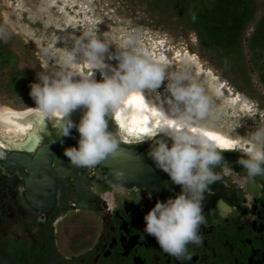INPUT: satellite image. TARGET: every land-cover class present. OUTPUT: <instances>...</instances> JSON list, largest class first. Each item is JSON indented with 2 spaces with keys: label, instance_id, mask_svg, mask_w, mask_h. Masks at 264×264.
I'll use <instances>...</instances> for the list:
<instances>
[{
  "label": "flooded vegetation",
  "instance_id": "1",
  "mask_svg": "<svg viewBox=\"0 0 264 264\" xmlns=\"http://www.w3.org/2000/svg\"><path fill=\"white\" fill-rule=\"evenodd\" d=\"M95 73L102 80L100 71ZM109 126L115 130L111 121ZM7 127L0 121V143L8 146L7 158L0 159V264H264V178L241 177L243 188L230 177L211 185L199 230L202 243L188 245L191 259H177L144 231V216L155 203L181 192L149 155L122 159L143 165L125 173L127 189L121 192L112 181L115 158L81 168L64 155L66 148H78L76 128L58 139L49 132L53 125L26 136ZM162 138L171 141L161 134L121 147L139 156ZM222 155L225 167L245 174L237 162L241 152ZM212 167L221 171L220 165ZM17 254H24L25 263Z\"/></svg>",
  "mask_w": 264,
  "mask_h": 264
},
{
  "label": "clouds",
  "instance_id": "2",
  "mask_svg": "<svg viewBox=\"0 0 264 264\" xmlns=\"http://www.w3.org/2000/svg\"><path fill=\"white\" fill-rule=\"evenodd\" d=\"M191 18L195 22L196 14L192 13ZM10 35L6 27L0 26V40L7 42ZM71 39V49L55 47V36L41 50L47 59L44 68H48L51 59L59 70L51 75L38 73L40 82L30 85L36 107L28 108L24 115L36 114L51 121L54 131L49 132H54L58 139L69 136L70 130L76 128L80 136L78 148L68 147L64 155L72 165L81 168H94L114 157L121 144L137 145L161 134L171 139V147L165 140H157L148 155L173 184L181 186V192L155 203L144 216V231L155 237L163 252L177 259H191L188 245L202 243L199 230L205 223L202 213L205 192L210 186L230 177L243 188L246 181L241 177L264 175V119L246 137L218 139L219 136L204 130L206 121L221 119L213 96L188 69L170 71L163 57L154 59L143 47L139 30L128 32L120 44L98 35L97 30ZM112 44L117 49L114 54L109 52ZM106 54L108 60L118 61L116 67L105 62ZM77 64H87L91 70L77 72ZM96 71H100L102 80L95 79ZM165 80L170 97L161 101L157 89ZM153 94L154 104L146 99V95ZM79 108L86 111L77 124L70 117ZM109 121L114 124V131L108 130ZM23 127L25 136L34 129L32 123ZM7 151L8 146L0 143V159L7 158ZM224 151L242 153L237 162L246 170L245 174L236 173L228 164L224 166ZM215 165L221 166L220 172L213 170ZM111 175L119 190L125 191V173L113 169ZM108 207L111 210V204Z\"/></svg>",
  "mask_w": 264,
  "mask_h": 264
},
{
  "label": "rangeland",
  "instance_id": "3",
  "mask_svg": "<svg viewBox=\"0 0 264 264\" xmlns=\"http://www.w3.org/2000/svg\"><path fill=\"white\" fill-rule=\"evenodd\" d=\"M259 2L261 8L258 17L264 12L263 0ZM0 19L27 45L44 72L49 75L59 68L50 59L48 68L45 69L47 59L41 50L48 47L55 36L58 37L55 47L71 49V37H79L85 31L97 30L98 35L120 44L128 32L139 30L143 35V47L154 59L163 57L170 71L188 69L196 80L204 84L209 95L213 96L221 119L206 121L205 127L237 139L236 135H249L260 120L264 119V99L239 91L222 69L215 65L213 55L200 48L194 33H186L176 24L159 23L138 0H0ZM252 30L253 25L247 33ZM116 51V46L110 45L109 52L114 54ZM105 62L112 67L118 65L117 60H108L107 54ZM82 65L85 64H77L74 70L83 73L91 70L81 68L80 71ZM95 74L96 77L100 76L99 73ZM252 78L255 86L260 89L257 76L252 74ZM167 83V80L163 81L157 89L161 101L170 97ZM261 92L264 94L263 88ZM146 97L155 103V94ZM164 107L167 109V104ZM234 127L236 128L232 132ZM66 239L67 236L63 243H66Z\"/></svg>",
  "mask_w": 264,
  "mask_h": 264
},
{
  "label": "trees",
  "instance_id": "4",
  "mask_svg": "<svg viewBox=\"0 0 264 264\" xmlns=\"http://www.w3.org/2000/svg\"><path fill=\"white\" fill-rule=\"evenodd\" d=\"M137 1V0H136ZM164 25L176 24L194 33L200 48L214 57L215 65L250 96L264 99V12L259 0H138ZM264 7V0H263ZM196 14L193 22L191 14ZM253 30L248 34L250 27ZM0 26H7L0 19ZM0 40V106L26 109L34 104L30 85L44 72L35 55L10 29ZM248 37L245 44V38ZM257 76L258 89L252 78ZM262 87V88H261ZM20 255V256H19ZM25 263L24 254H17Z\"/></svg>",
  "mask_w": 264,
  "mask_h": 264
},
{
  "label": "bare ground",
  "instance_id": "5",
  "mask_svg": "<svg viewBox=\"0 0 264 264\" xmlns=\"http://www.w3.org/2000/svg\"><path fill=\"white\" fill-rule=\"evenodd\" d=\"M86 67L89 68V66L87 64H86ZM81 68L83 70V65H82V67H80V71H81ZM81 73H83V71H81ZM94 77L96 79L95 73H94ZM146 99H147V97H146ZM34 107H36V104H34L32 107H28V108H34ZM28 108H26V109H14V108L9 107V106H0V121L8 126L7 128L9 131H13L16 134H24L25 129H24L23 125H26L27 123H32L34 125V129H33L34 131L32 134L37 132L38 129L42 130L45 128H49L50 126L53 125L51 121L45 120L44 118H42L41 116L36 115V114L25 116L24 114L28 111ZM84 111H86V109L79 108L71 114L70 118L72 119L73 122H75L76 120H78L82 117ZM204 130L210 132L213 135L219 136L220 139H222V140L231 138L225 134H222L221 132H219L215 129L204 127ZM232 139H234V138H232Z\"/></svg>",
  "mask_w": 264,
  "mask_h": 264
},
{
  "label": "water",
  "instance_id": "6",
  "mask_svg": "<svg viewBox=\"0 0 264 264\" xmlns=\"http://www.w3.org/2000/svg\"><path fill=\"white\" fill-rule=\"evenodd\" d=\"M253 28H254V25H253ZM247 39H248V37L245 38V44L247 43ZM108 130L110 131V126L109 125H108ZM162 139L166 141L168 147H171V145H172L171 141H169L168 139H165V138H162ZM154 145H156V142H155ZM148 150H150V149H148ZM148 150H146L141 155L137 156L134 149H128V148H125V147H120V149L118 150L117 154L114 157H111L113 159L115 158L116 160H110V161L113 163V165H115V167H117V169H120L124 173H128V174L131 175L133 169H134V171H136L138 166L140 164H142V163H138V160H122V159L131 158V157H142V158L143 157H148L147 156L148 155V152H147ZM256 177L264 178V175H259V176H256Z\"/></svg>",
  "mask_w": 264,
  "mask_h": 264
},
{
  "label": "snow or ice",
  "instance_id": "7",
  "mask_svg": "<svg viewBox=\"0 0 264 264\" xmlns=\"http://www.w3.org/2000/svg\"><path fill=\"white\" fill-rule=\"evenodd\" d=\"M218 139H220V138H218Z\"/></svg>",
  "mask_w": 264,
  "mask_h": 264
}]
</instances>
